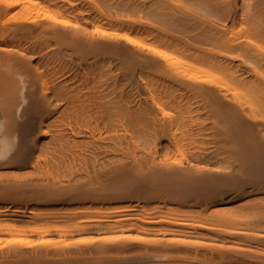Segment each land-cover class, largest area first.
I'll return each instance as SVG.
<instances>
[{
    "label": "bare ground",
    "instance_id": "bare-ground-1",
    "mask_svg": "<svg viewBox=\"0 0 264 264\" xmlns=\"http://www.w3.org/2000/svg\"><path fill=\"white\" fill-rule=\"evenodd\" d=\"M173 1L178 9L171 17L201 43H173L186 61L128 34L98 30L105 37L148 49L165 62L166 73L140 75L136 81L142 94L135 108L126 104L124 96L112 97L103 77L91 82L85 79L86 85L67 90L54 85L51 90L45 73L38 67L33 70L26 57L3 51L0 64L11 75L0 80V167H25L43 146L54 160L51 164L50 155L51 165L47 163L38 175L46 172L42 177L46 181L65 169L62 172L69 170V179L61 177L62 184L53 179L57 184L51 181V185L47 182L35 187L27 180L30 186L13 181L14 174L9 175L12 180H6L8 173H4L6 181H0V193L25 186L29 191L34 186L49 197L65 196L63 202H56L53 196L51 204L59 208L43 215L45 223L57 218L62 221V229L55 231L63 236L92 231L142 234L137 232L142 237L135 246H126L127 241L121 239L126 243L119 247L122 242L119 239L116 243L115 238L114 243L98 240L103 243L96 242L97 246L95 241L88 242L93 245L87 244L86 252V244L82 251L62 250L66 256L74 251L73 258L79 251L103 257L111 251H133L136 259L132 252L128 255L135 264H264V0H200L219 13L218 20L196 19L187 15L181 0ZM19 2L0 0L8 8ZM184 3L190 5L192 0ZM44 13L46 18L49 12ZM49 14L50 21L72 27L70 21ZM33 18L24 15L14 22H35ZM71 40L77 50L86 45L79 33L71 35ZM90 46L99 48L97 44ZM42 137L48 140L41 144ZM39 176L30 174L31 182L39 181ZM135 177L163 183V196L159 191L153 195L152 188L149 193L153 197L148 195L138 203L142 213L138 224L127 216L135 204L123 192ZM245 177L253 179L248 187ZM183 194H194L202 202L191 204L185 196L179 204L176 196ZM132 234L122 237H130V244ZM109 242L118 247L105 246ZM12 253L20 258L25 255L17 250ZM60 253L58 260L63 255ZM95 254L94 262L99 258ZM46 259L42 264L52 260ZM35 260L29 263L41 264Z\"/></svg>",
    "mask_w": 264,
    "mask_h": 264
},
{
    "label": "rangeland",
    "instance_id": "rangeland-1",
    "mask_svg": "<svg viewBox=\"0 0 264 264\" xmlns=\"http://www.w3.org/2000/svg\"><path fill=\"white\" fill-rule=\"evenodd\" d=\"M23 1L24 0H20L18 5L11 8H8L5 4L0 3V60H2L3 58V51L4 54L7 53V51H11L17 55L19 54V57H26V59L31 62L33 70H35V68L37 69L38 67V69L45 73L47 83L49 84L51 90L54 85L60 86L64 90H67L70 88L86 85L88 81L91 82L94 78L99 79L100 77H103L102 79L106 81L105 83L109 84V89L113 93L112 97L119 98L121 96H124L126 104L130 105L131 108H135L139 106V101L141 98L140 96L142 94L141 89L136 84V81L138 82L140 79V75H148L151 73L153 74L156 71H160L162 73L167 72V69L165 68V62L161 58L149 52L148 49H142L136 46H132L121 38L105 37L101 35L98 30L128 34L144 44H148L152 47L159 48L165 51H170L181 60L185 59H183V57H181L174 48L173 43L175 41H189L196 44H201L200 41H198L196 38L192 39L186 28L182 26L181 23L175 22L171 17V13L178 9V6L176 5L177 3H175V1L173 0ZM185 1L186 0H181V3L185 5L187 15L190 13V15L192 14V16L196 19H201V17L209 19L213 17L214 19L212 18V20H218L219 13L217 14L213 12L211 8H207L200 2V0H192V3L190 5L184 3ZM213 1L221 2L226 0ZM33 2L36 3L35 6ZM46 11L52 13V15L54 16L57 15L55 17H57L58 19L62 17L65 20L70 21L69 23L72 24V27L64 26L61 24L59 25L54 23L53 21H50V18L47 19V16L51 15L49 13L48 15H46V18H44V12ZM37 14L41 15V18L39 17L40 19L36 18ZM42 14L44 15V17ZM214 14H216V16ZM22 15H33V19H36V21L14 22L15 19L23 17ZM209 15L211 16L208 17ZM29 18L30 20L32 19L31 17ZM8 20L10 21L5 23ZM36 25L39 28H37ZM95 27L97 28V30ZM78 33L85 38L86 45H83L77 50L73 45L74 42H72L71 40V35ZM60 35H63L64 37L61 38ZM89 44H97V46L99 47L98 50L92 49ZM57 54L59 56H57ZM6 70V67L0 64V80H4L7 75H11L8 72L6 74ZM20 79L22 80V77H20ZM85 79H87L88 81H85ZM85 91L87 92V89H85ZM47 140L48 137H42L41 144L42 142L44 143ZM40 148L35 152L33 160L31 159V161H28L29 164L27 162V164L24 163L25 167H23L22 164L5 165V167L3 166L4 169H1L3 168L1 166L0 174L4 176L1 175L2 179L0 178V181H4L6 179L5 174L7 173L8 178H10H7L6 180H12L13 178V181H18V183L22 184L27 183L29 186L31 185L30 183H32V185H35V187L36 185L39 186L43 185L44 183L45 184L43 186H46L47 182L50 185L51 183L55 185L57 184L56 181L60 184L63 183V179L67 181L69 178L66 176H68L67 173L69 170H67L66 173L62 172L65 169L56 171L57 173H54L59 177H55V175H53L55 178H52V176L51 178L46 177V181L43 180L46 172L43 171L44 173H42V176H39L40 174L38 173V171H42L43 168L44 170H46V166L48 164L51 165L53 163L52 159L54 160V156L52 154H48L49 152H47V150L43 146H40ZM50 155L53 156V158H51ZM49 158H51V164ZM34 161H36L37 163H32ZM185 164H187V162H185ZM35 165L37 166L35 167ZM127 165H129L128 167H131L130 161L127 162ZM9 166L11 168H9ZM34 171H37V174L33 173ZM15 173L18 175L16 176L17 179L15 177ZM32 173L34 175H32ZM30 174L31 176H33V178L35 177V175L39 176L37 178L38 180L40 179L39 181L42 184L39 181H36V179L31 182L32 178L30 177ZM61 174L63 175L61 176ZM9 175H12V178ZM245 176H248L249 178V175ZM61 177L63 179H61ZM58 178L61 180H58ZM48 179L49 181H47ZM53 179H56V181H53ZM242 179H244V177ZM26 180L30 183L26 182ZM248 180L249 179H246V181L244 182V184L247 182L246 186L247 184L250 185L253 179L249 181ZM149 181L150 180H146L145 182L142 178L140 179L135 177L134 181L130 180L127 185L124 186L123 192L127 193L128 198L133 199V204L136 205V207L135 205H133L134 207L130 210L129 215H127L132 218L130 219L131 222L134 221L132 223H135V219L137 220L142 216L141 209L138 206L139 202H141L144 198L151 196L150 193L152 191L153 195L158 194L157 191H159V196H163V194L161 195L160 190V185L163 183L160 181ZM49 184H47V186ZM150 185L152 187H149ZM154 185L156 186L154 187ZM33 187H30L31 189L29 188V191L28 189H26L27 186H25L21 189L16 188L17 190H12L7 193H0V264H30L36 258L37 261L39 260L36 263H39L41 261L40 263L42 264V262H44L47 257L48 261L49 257L52 258V260L50 259L51 262L49 264H135L130 263L132 260L134 261L136 257H138L133 253V251H130L132 252L131 256H135V259L131 257L132 260L129 256L130 252H126L124 254V251H111L109 256L108 252L104 255V257L99 255V253L98 255L93 253L95 254V257L99 256V258H97V261L95 260V262L94 259L96 258H92L94 257L93 254H91L92 256L87 253L82 254L83 252L81 253V251L90 242L95 241L94 245L97 246V244L95 243L98 242V240L111 242L112 239L117 238L115 239L117 241L116 243H118L119 239H123L128 243L132 233H135L132 234L133 243L127 244L125 242V244L124 241L121 240L120 242L122 243H118L119 247H123L124 244L126 246L139 245V241L137 240L142 236L137 234L138 231H130L131 234L130 232H122L121 234V231H114V233L113 231H111V233H109L110 231L108 233H105V231H99L101 233H95L94 231H92V233L89 232L82 235L65 234V236H63L62 234L55 231V229H62V221L57 218L55 219V221L53 220L52 222L45 223L43 215H46V213L50 212V210L59 208L55 207L56 205L54 206L53 204H51L52 198L54 200L53 196H55L56 202H63L65 200L63 197L65 196L52 195L50 196V198L44 192H42L39 187L34 189ZM147 188L149 189V191H146ZM152 188L154 190H152ZM19 189L20 192H18ZM36 189H38V191H41L43 193V196L41 192H38ZM146 192L150 193L147 194ZM140 195L141 197L139 198ZM153 195L151 197H153ZM165 195L167 198L169 197L168 194L165 193ZM185 196L186 199L188 197L190 198V201L195 202L192 203L190 201H187V203L190 202L191 204H199L202 202L198 199V196H195L194 194L178 195L176 196L178 199H176L177 202L179 204H183V200L185 201L183 197ZM169 198L175 199V197L173 196H170ZM28 200H31L32 203L29 204ZM55 217H57V215H55ZM40 220L42 221L40 222ZM138 223L139 221L137 220V224ZM128 234L130 237L126 238ZM123 235H126L125 238L128 240L122 237ZM133 236H135L136 238H134ZM115 240H112V243H114ZM103 241L100 242L103 243ZM26 242L28 243V246H24ZM100 242H98V245L100 244ZM116 243L115 247H118ZM84 245L85 247L82 249ZM89 245L93 244L91 243ZM105 246L115 249L114 244ZM78 248L80 250L82 249L78 253L75 252L76 254H78L75 255L79 258L76 256L75 258H73L74 251H70L72 253V257H70L71 253H68L66 256V250L69 251L70 249L76 251V249ZM88 249L89 248H87V250L84 249L85 252L88 251ZM16 250L18 252H22L21 254L25 253V255H23L24 257L22 256L23 258H20L21 256H15L12 252H15ZM62 250L66 251L65 255L64 253H62ZM48 251L50 253H48ZM41 252H47V255L51 254L52 256H47L45 253H43L44 255L38 254ZM55 252L63 254L62 256L65 257L62 258V256L58 254L60 255V257L58 256V258H61L58 260L57 253ZM79 254L82 256H79ZM111 254L115 256H111ZM136 254L138 255L137 252ZM127 255L129 257H126ZM41 256H44L45 258ZM85 256L87 259L89 257L92 258L93 262H91L90 258L88 259L90 261L86 260ZM107 256L110 258L107 259ZM41 258L42 260H40ZM68 258L73 259L69 260ZM82 258H84V260H82ZM103 258H105V260ZM54 259L55 261H53ZM64 259H68L69 262L66 263V260L64 261ZM98 259L102 260L99 262ZM29 260L33 261L29 263ZM60 260H62V262H60ZM145 262L147 263V261Z\"/></svg>",
    "mask_w": 264,
    "mask_h": 264
}]
</instances>
